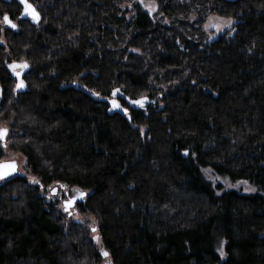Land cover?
<instances>
[{
  "label": "trees",
  "instance_id": "trees-1",
  "mask_svg": "<svg viewBox=\"0 0 264 264\" xmlns=\"http://www.w3.org/2000/svg\"><path fill=\"white\" fill-rule=\"evenodd\" d=\"M136 1L30 0L35 22L0 0V126L40 182L0 181V264H100L51 183L86 193L109 264H264V0H148L152 18ZM211 15L234 23L208 41Z\"/></svg>",
  "mask_w": 264,
  "mask_h": 264
},
{
  "label": "rangeland",
  "instance_id": "rangeland-1",
  "mask_svg": "<svg viewBox=\"0 0 264 264\" xmlns=\"http://www.w3.org/2000/svg\"><path fill=\"white\" fill-rule=\"evenodd\" d=\"M136 4L139 6V8L142 12L146 13L151 18L156 13V4L154 1L137 0ZM126 8L128 11H130V10L134 11L133 5L127 6ZM130 16H131V13L128 14V17H130ZM227 20H231L234 23L233 18L221 17L218 15H211L207 19V21L204 25V31L207 35L208 41H212V40L216 39L218 36H220L225 31H228L231 28V27H225V28H223L222 31L218 32L217 29L215 27H213V25L220 24L223 21H227ZM233 23H232V25H233ZM4 42H5L4 38L0 37V43L4 44ZM0 128H2V127L0 126ZM12 161H15V163L18 166V168H17L18 174H21L27 180V182L29 184L39 186V184H34L31 182L32 179L33 178L36 179V177L28 169H26L25 157L23 155H21L20 153L11 150L9 145H8L7 149L1 147L0 162H12ZM204 174H205L206 178L209 181H211L213 184L221 186L225 189H234L237 191H241L242 193L252 192V191L247 190V189L252 188V187L248 183H246V184L242 183L244 181H230L227 178L215 176L208 170L207 171L205 170ZM217 177L219 179H217ZM229 185H231V186H229ZM53 189H55L58 193L55 196H53ZM80 192H82L81 189L69 187V186H66L63 184H58V183H51L50 185L41 187V194L44 195L45 197H47L48 198L47 200H50L62 212V214H64L65 223H68V224L69 223H80L90 230L91 239L96 244L98 250L102 254V251H105V249L103 248V246L101 244V240H100L98 232L92 231L93 227L96 228V225H95L93 219L88 215H83V214L78 213L74 207L70 208L71 215H69L67 212L63 211L62 205L64 204L65 200H68L72 197L78 196V194ZM95 237H99V242H97ZM100 264H109V257L105 258L103 256Z\"/></svg>",
  "mask_w": 264,
  "mask_h": 264
},
{
  "label": "snow or ice",
  "instance_id": "snow-or-ice-1",
  "mask_svg": "<svg viewBox=\"0 0 264 264\" xmlns=\"http://www.w3.org/2000/svg\"><path fill=\"white\" fill-rule=\"evenodd\" d=\"M19 3L24 8L23 16L31 17V19L33 21L39 22V20H40L39 13L36 11L35 7L30 2V0H19ZM2 20H3V24L6 27L11 28V29H16L17 25L15 23H13V21L10 19L8 14H6V13L3 14ZM232 23H233V21L227 20V21H223L220 24L213 25V27H215L217 29V31L219 32V31H222L223 28H225V27H231ZM28 67H29V65L26 61L21 62V63L13 62L12 64L9 65L10 71H12V73L17 77V80H18V82L16 84L17 90L23 89L25 87L24 80L22 79L23 72L20 70H27ZM119 93H120V90L116 89L113 92V96H116ZM93 95H97V94L93 93ZM145 100H146V98H142L140 100H132L131 103L134 105H138L139 107L143 108ZM111 103H112L114 109H120L125 113V115H127V113H128L127 108H121L120 103L117 102L115 99H113L111 101ZM8 133H9L8 128H6V127L0 128V147H3L5 149H7L8 143H9V141L7 140ZM184 155L187 156V155H189V153L186 151L184 153ZM17 168H18V166L15 163V161L0 162V180H6L8 177L12 176L17 171ZM217 179H219V178L217 177ZM31 182L34 184L40 183L39 180H36L35 178H33ZM242 183L246 184L247 181H244ZM229 186H231V185H229ZM247 190L248 191H255V189H253V188H249ZM57 194H58L57 191L55 189H53V196H55ZM85 195H86V193L80 192L78 194V196H75L72 199L65 200L64 211L67 212L69 215H71L70 208L76 203L77 200H83ZM92 231L96 232V228L93 227ZM95 239L97 240V242H99V237H95ZM217 251L220 253L221 258H224L225 252H224L223 242L221 243V246H220V248L217 249ZM102 255L105 258H108L109 253L107 251H102Z\"/></svg>",
  "mask_w": 264,
  "mask_h": 264
},
{
  "label": "water",
  "instance_id": "water-1",
  "mask_svg": "<svg viewBox=\"0 0 264 264\" xmlns=\"http://www.w3.org/2000/svg\"><path fill=\"white\" fill-rule=\"evenodd\" d=\"M18 2H19V0H17ZM225 1H227V2H230V3H234V2H236V1H238V0H225ZM23 12H24V8H23V6H22V12H21V15H20V18H30L31 19V17H25V16H23ZM32 20V19H31ZM33 21V20H32ZM21 71H23V70H21ZM112 101V100H111ZM111 101H109V104H110V106H111V110H110V112H112V111H120L121 112V114H124V112L122 111V110H120V109H114L113 108V105H112V103H111ZM16 174H18V171H16L12 176H14V175H16ZM12 176H10V177H12ZM10 177H8V178H10ZM1 181V180H0ZM73 198V197H72ZM72 198H70V199H72ZM76 202H82V200H77ZM64 205V204H63ZM73 207V206H72Z\"/></svg>",
  "mask_w": 264,
  "mask_h": 264
},
{
  "label": "bare ground",
  "instance_id": "bare-ground-1",
  "mask_svg": "<svg viewBox=\"0 0 264 264\" xmlns=\"http://www.w3.org/2000/svg\"><path fill=\"white\" fill-rule=\"evenodd\" d=\"M113 100V99H112ZM109 101H111V100H109ZM110 105V104H109ZM110 109H111V106H110ZM119 111V110H118ZM83 201V200H82Z\"/></svg>",
  "mask_w": 264,
  "mask_h": 264
}]
</instances>
